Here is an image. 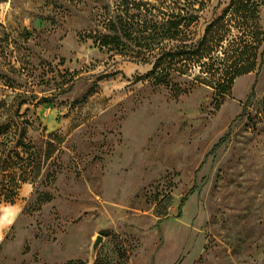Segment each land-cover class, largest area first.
<instances>
[{"label":"rangeland","instance_id":"rangeland-1","mask_svg":"<svg viewBox=\"0 0 264 264\" xmlns=\"http://www.w3.org/2000/svg\"><path fill=\"white\" fill-rule=\"evenodd\" d=\"M230 1L0 0V126L39 164L0 205V264H89L97 235L94 264H264V61L220 98L123 53L126 7L157 50L175 11L199 38Z\"/></svg>","mask_w":264,"mask_h":264},{"label":"trees","instance_id":"trees-1","mask_svg":"<svg viewBox=\"0 0 264 264\" xmlns=\"http://www.w3.org/2000/svg\"><path fill=\"white\" fill-rule=\"evenodd\" d=\"M196 3L203 5L202 1ZM193 5L196 4L191 3L192 10ZM130 8L138 12L129 14V8H124L130 34L123 53L129 59L152 66L145 78L165 83L172 75L186 77L192 84L211 88L216 96L224 98L236 79L258 74L261 69L264 34L259 26L258 7L251 0H231L221 15L207 23L199 38H195L193 31V16L187 12L181 14L182 9L175 11L166 34L156 36L157 50L150 44L149 32L154 25L147 18L149 7L136 4ZM93 39L108 50L110 44H115V38L109 41L111 38L94 36ZM253 97L254 85L248 99ZM24 131L23 123L0 126V205L13 204L20 186L29 182L38 169L34 148L25 140ZM228 137L229 133L211 153L226 143ZM188 195L182 199L180 208Z\"/></svg>","mask_w":264,"mask_h":264},{"label":"water","instance_id":"water-1","mask_svg":"<svg viewBox=\"0 0 264 264\" xmlns=\"http://www.w3.org/2000/svg\"><path fill=\"white\" fill-rule=\"evenodd\" d=\"M103 239H104V237L101 235H97L93 239L91 250H90V262H89V264H94L97 251H98L100 244L102 243Z\"/></svg>","mask_w":264,"mask_h":264}]
</instances>
